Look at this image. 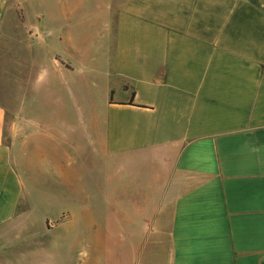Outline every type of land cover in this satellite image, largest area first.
<instances>
[{"label": "crops", "instance_id": "obj_1", "mask_svg": "<svg viewBox=\"0 0 264 264\" xmlns=\"http://www.w3.org/2000/svg\"><path fill=\"white\" fill-rule=\"evenodd\" d=\"M15 2L22 10L16 102L31 95V107L54 98L70 103L79 93L71 74L85 76L92 65L77 32L76 7L68 0L60 13L29 16L25 4L37 1ZM7 11L8 0H0V33ZM114 11L99 34L101 66L95 68L108 95L103 127L95 110L76 111L66 139L85 158L139 156L166 171L142 244L150 247L152 228L166 225L167 251L157 257L150 248L142 264H264V0H121ZM20 105L9 115L0 102V228L12 222L23 195L16 163L28 127L17 125ZM29 126L39 147H47V123L31 118ZM76 131L83 138L77 147ZM34 223H16L13 264H81L72 247L100 241L78 231L41 248L47 243L37 236L57 225L28 234L24 229Z\"/></svg>", "mask_w": 264, "mask_h": 264}, {"label": "rangeland", "instance_id": "obj_2", "mask_svg": "<svg viewBox=\"0 0 264 264\" xmlns=\"http://www.w3.org/2000/svg\"><path fill=\"white\" fill-rule=\"evenodd\" d=\"M35 1L38 4H33V7L30 3L25 4L29 16L31 12L39 10L46 15L47 11L49 15L60 13L59 9L62 10L63 3L68 0ZM109 1L69 0L71 6L76 7L73 17L78 35L88 46L90 61L87 62H92L85 76L81 73L71 74L72 90L79 93L71 95L70 103H58L54 98L51 102L44 100L31 107V95H22L24 115L23 119L18 117L16 121L20 128H28L21 132L25 144L19 149L21 156L16 166L23 180V195L12 222L0 228V264L14 262L15 225L21 220L35 222V227L24 229L28 234L31 230L44 232L45 225H57L37 236L47 243L41 248L52 247L63 237L73 236L78 231L89 239L97 236L100 241L72 247L71 252L75 256L81 253L79 257L82 259L75 260H82L81 264L84 259H87V264H131L133 255L135 264H142L149 258L150 248L158 252L157 257L166 254V225L161 229L152 228L155 237L150 247L146 243L142 244L143 234L150 223L149 211L160 204L165 190L166 171L158 161L139 156H109L105 153L102 157L88 155L85 158L66 139L72 137L68 126L73 123L76 111L86 115L95 110L102 119L103 127V102L108 95L104 92L102 79L96 73L99 69H95L101 66V53L97 47L104 21L111 19L121 0H111L113 4ZM21 12L15 0H8L6 28L4 33H0V102L7 108L9 115L19 112L22 102L17 103L14 95L15 36L17 28L20 29L18 17ZM47 25L51 26L48 20L44 26ZM41 30L43 28L39 27V35ZM93 82L99 84V89L93 87ZM32 113L38 116L31 117ZM11 118L13 115L8 117V124ZM31 118L44 120L52 131V139L44 142L47 147H39L35 134L37 130L29 126ZM74 139L76 147L83 144L78 131ZM157 257L151 258L153 262H159Z\"/></svg>", "mask_w": 264, "mask_h": 264}]
</instances>
